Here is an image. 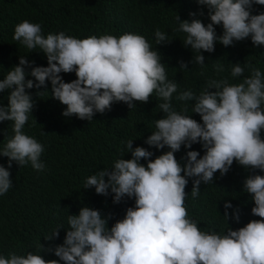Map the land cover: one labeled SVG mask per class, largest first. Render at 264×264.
<instances>
[{
    "label": "clouds",
    "instance_id": "9594fccd",
    "mask_svg": "<svg viewBox=\"0 0 264 264\" xmlns=\"http://www.w3.org/2000/svg\"><path fill=\"white\" fill-rule=\"evenodd\" d=\"M196 3L207 8L209 23H203L195 12H189L190 19L176 15V20L179 31L186 34L183 44L197 53L195 63L201 67L205 65L202 52L212 53L217 41L230 46L250 38L253 46H264V12L252 13L253 4L264 5V0ZM214 25H222L221 35H217ZM13 40L29 50L39 48L47 65L26 71L32 62L19 56L18 64L0 79V92L8 91L7 104L0 103V122H13L14 132L0 148V156L7 157V166L0 164V195L12 187L13 162L18 166L30 163L37 171L45 168L40 159L43 145L23 129L34 108L26 89L44 86L47 90L46 81L50 82L52 97L66 105L63 116L75 115L87 121L96 113L110 110L116 102L125 103L129 109L136 106L134 102L147 103L155 92L162 100L159 109L165 115L155 121L156 130L145 143L158 150L167 146L168 150L150 159L152 151L133 147L129 140L126 148L131 158H119L112 168L86 178L84 188L92 187L103 196L111 192L113 203L124 197L135 198V206L128 207L124 217L110 228L107 222L111 213L81 206L78 214L68 215L70 229L65 230L62 243L47 248L39 245L41 251L54 253L59 260H46L41 252H11L7 258L0 256V264H264V219L249 220L235 230L229 227L225 234L211 229L201 231L184 206L189 178L195 198L202 182L213 183L217 171L225 175L234 160L244 168L264 172V75L259 68L232 63L233 78L241 77L246 68L250 75L234 84L210 79L199 95L191 90L180 91L176 99L193 101L192 112L199 114L201 123L184 114L187 103L179 112L174 108L171 99L178 84L168 78L160 52L142 35L124 33L116 38L106 34L82 39L62 31L45 35L39 23L23 20L14 27ZM155 41L157 45L170 39L156 29ZM187 67L184 61L179 62V68ZM213 67L217 72L224 71L219 62ZM71 72L76 78L65 82L61 73ZM195 143L204 149L203 155L188 150L181 164L174 154L182 145L191 149ZM142 158L146 165L140 162ZM243 189L254 201L252 215L264 218V175L253 172L246 176ZM223 207L225 220L238 223V209L228 200ZM229 209H233L231 214ZM60 229L53 230L45 240L58 238Z\"/></svg>",
    "mask_w": 264,
    "mask_h": 264
},
{
    "label": "trees",
    "instance_id": "16d2710c",
    "mask_svg": "<svg viewBox=\"0 0 264 264\" xmlns=\"http://www.w3.org/2000/svg\"><path fill=\"white\" fill-rule=\"evenodd\" d=\"M189 12L197 13V18L205 24L210 22L207 8L198 5L196 0H0V79L18 64L19 56L32 62L26 71L32 66L47 65V58L39 48L29 50L13 40L14 27L23 20L39 23L45 35L62 31L78 39L99 38L106 34L119 38L124 33H134L144 36L152 48L160 52L168 78L177 82L178 91L171 99L174 108L179 112L187 103L188 111L184 114L202 123L199 114L192 112L194 102L179 101L177 94L191 90L199 95L210 79L234 84L250 75L246 68L241 77L233 78L232 63L251 64L264 75V46H253L250 38L234 41L230 46L217 41L212 53L202 52L205 65L201 67L195 63L197 53L183 44L186 34L179 31L176 20V15L180 19H190ZM260 12H264V5L253 4L252 13ZM214 27L217 35H221L222 25ZM156 29L165 32L170 41L156 45ZM181 60L187 63L186 69L179 68ZM218 62L223 65V72L214 69ZM61 75L65 82L76 78L75 72ZM26 78L35 82L34 77ZM46 87L47 90L44 86L26 89L32 95L34 108L33 116L29 114L23 129L26 135L43 145L40 159L45 168L37 171L30 163L18 166L13 162L10 169L12 187L0 195V256L5 258L11 252L17 255L41 252L46 260H59L54 253L41 251L39 245L47 248L62 243L65 230L70 229L68 215L78 214L81 206L98 209L102 214L111 213L107 222L110 228L116 220L124 217L128 207L135 206V198L124 197L121 202L113 203L111 192L103 196L96 194L92 187L84 188L86 178L101 169L112 168L119 158H131L126 148L129 140H132L133 147L142 146L152 151L150 159L168 150L167 146L158 150L145 143L156 130L155 121L165 115L159 109L162 100L155 92L147 103L134 102L136 106L129 109L125 103L116 102L110 110L96 113L87 121L75 115L63 116L66 105L52 97L50 82L46 81ZM7 96V90L0 92V103L6 105ZM12 124L11 121L0 122V148L14 136ZM261 138L264 139V129ZM188 150L204 153L199 143L192 144L191 149L182 145L174 154L181 164ZM6 161L7 157L0 156V164L7 166ZM140 162L146 165L143 158ZM253 172L264 175L259 169L244 168L234 160L225 175L221 176L217 171L213 183L202 182L200 194L195 198L191 194L192 181L189 178L184 201L189 218L197 222L201 231L211 229L221 234H225L229 227L233 230L243 227L249 220L264 219L252 215L254 201L243 189L244 178ZM225 200L238 209V223L232 219L226 221L222 216ZM228 211L231 214L233 209ZM57 228H61L59 237L45 240Z\"/></svg>",
    "mask_w": 264,
    "mask_h": 264
}]
</instances>
